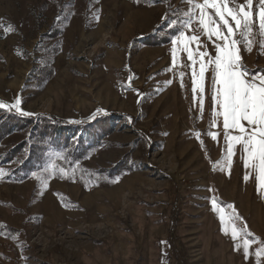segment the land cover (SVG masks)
<instances>
[{
	"label": "rangeland",
	"instance_id": "374dc122",
	"mask_svg": "<svg viewBox=\"0 0 264 264\" xmlns=\"http://www.w3.org/2000/svg\"><path fill=\"white\" fill-rule=\"evenodd\" d=\"M262 91L264 0H0V264H264Z\"/></svg>",
	"mask_w": 264,
	"mask_h": 264
},
{
	"label": "crops",
	"instance_id": "0c3cea01",
	"mask_svg": "<svg viewBox=\"0 0 264 264\" xmlns=\"http://www.w3.org/2000/svg\"><path fill=\"white\" fill-rule=\"evenodd\" d=\"M259 95L263 106L259 105L257 115L246 123L245 130L235 133L232 153L234 158L236 154L242 159L240 176L246 192H253L254 198L264 200V91ZM230 227L233 229L232 224Z\"/></svg>",
	"mask_w": 264,
	"mask_h": 264
},
{
	"label": "trees",
	"instance_id": "16d2710c",
	"mask_svg": "<svg viewBox=\"0 0 264 264\" xmlns=\"http://www.w3.org/2000/svg\"><path fill=\"white\" fill-rule=\"evenodd\" d=\"M57 153H60V154H63V153H61V152H58L57 151ZM67 155V157H69V159H70V164H75V160H76V158H78L81 154H79L78 155V153H76V152H69V153H67L66 154ZM35 159V158H34ZM82 160V159H81ZM84 160V159H83ZM82 160V161H83ZM80 161V160H79ZM79 161H77V162H79ZM35 162H36V160H35ZM34 160L33 159H30V165H28V169L30 170V171H32L33 170V166H34ZM38 162H39V159H38ZM28 171V170H27ZM93 174H95V175H97L98 176V178L100 179V181H102L101 183H99V184H96L97 186L98 185H112L113 184V182L114 181H109V182H107L108 181V179H109V177L107 176V175H100V174H98L99 173V171L97 170L96 172L95 171H91Z\"/></svg>",
	"mask_w": 264,
	"mask_h": 264
}]
</instances>
